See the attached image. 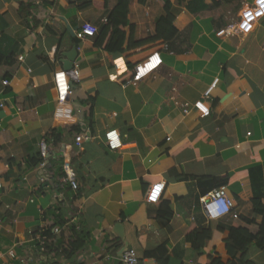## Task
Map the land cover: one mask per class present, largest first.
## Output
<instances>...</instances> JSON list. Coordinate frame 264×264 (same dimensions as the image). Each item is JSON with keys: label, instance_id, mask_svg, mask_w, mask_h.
Wrapping results in <instances>:
<instances>
[{"label": "crops", "instance_id": "1", "mask_svg": "<svg viewBox=\"0 0 264 264\" xmlns=\"http://www.w3.org/2000/svg\"><path fill=\"white\" fill-rule=\"evenodd\" d=\"M171 2L178 36L154 45L158 68L124 82L126 55L96 46L95 36H77L84 23L100 27L117 0L107 8L92 0H0V48L15 53L0 65V264H124V241L113 232L119 222L142 264H157L146 252L165 242L168 264H209L213 255L227 262L233 226L258 232L263 216L252 197L258 192L264 203V0L226 4L219 18ZM164 6L130 0L126 44L153 34ZM74 51L76 84L65 68ZM201 99L208 116L193 106ZM54 129L59 147L46 138ZM111 129L121 135L118 149L106 143ZM81 133L90 138L77 145ZM42 139L51 156L29 167ZM66 159L76 190L61 181ZM220 186L237 218L207 217L202 199ZM162 200L173 210L169 221L160 216ZM193 227L211 230L201 251L186 239ZM49 231L50 240L39 243ZM78 237L86 246L69 251ZM231 242L239 248L234 264H264L256 241Z\"/></svg>", "mask_w": 264, "mask_h": 264}, {"label": "trees", "instance_id": "2", "mask_svg": "<svg viewBox=\"0 0 264 264\" xmlns=\"http://www.w3.org/2000/svg\"><path fill=\"white\" fill-rule=\"evenodd\" d=\"M98 7L107 8L109 0H92ZM144 1V0H142ZM237 0H212L211 4L206 3L204 0H178L180 5L186 6L191 12L199 15H208L215 18H219L224 15V5L233 3ZM129 2L130 0H117L115 7L109 12L107 19L98 27V33L95 35L96 46L110 52V53H122L126 55L130 60L128 61V68L126 75L121 78V81L128 82L135 76L136 66L147 59L154 52H159V49L154 48L156 44L161 46L175 39L179 30L175 26L176 14L173 11V3L171 0H165V13L161 15L155 26L153 34L145 39L136 40L133 36L130 37L129 42L126 44L127 32L126 27L130 26L129 22ZM239 4H237L238 6ZM237 8V7H236ZM226 24H223L218 29H221ZM153 46L152 52L148 55L145 54L147 46ZM156 49V50H155ZM15 60L14 51L10 50L9 53L3 51L0 48V65L4 62L12 63ZM92 112V110H91ZM92 113H89L91 116ZM79 125H77L78 127ZM60 132L56 129L52 130L50 134H47V139L54 140L53 144H57L59 147L60 143ZM44 157L41 152L29 160V167H34L37 164L43 162ZM256 187V185H255ZM254 211L263 216L261 223L259 224V230L256 234L251 233L248 229L233 226L231 237L225 240L226 253L229 256L227 262L223 261L218 255H213L209 259V264H234L232 257L237 253L239 248L231 242V238L236 236H246L247 242L251 243L256 241V245L259 249L264 251V203L261 201V194L255 192L252 197ZM160 216L169 221L173 217V210L171 209L170 202L162 200L160 206ZM167 229L171 231V227L167 225ZM211 230L209 228L199 230L198 228L190 229L186 234V239L192 243L195 250L201 251L211 239ZM38 239V242L45 243L50 240L51 233L46 232ZM86 246V238H76L71 242L69 251H76L83 249ZM243 248V246H241ZM168 247L166 242L160 244L155 249L147 251L146 255L156 258L157 264H168ZM242 264H257L255 261L242 259Z\"/></svg>", "mask_w": 264, "mask_h": 264}, {"label": "built area", "instance_id": "3", "mask_svg": "<svg viewBox=\"0 0 264 264\" xmlns=\"http://www.w3.org/2000/svg\"><path fill=\"white\" fill-rule=\"evenodd\" d=\"M227 26V25H226ZM98 32V28L94 26L92 23H84L78 31L77 36L79 38H83L86 36L94 37ZM162 63V57L160 52H154L150 56L147 57L144 61L139 63L136 66V72L133 79L139 80L155 70L159 67ZM68 75L72 80V83H80L81 81V71L80 66L78 63H75L73 67L68 70ZM10 81L5 80L4 84L8 85ZM217 81H215L206 91L205 97H208L211 94L214 86L216 85ZM184 110L186 113L190 111L188 104L182 103ZM194 108L202 115L208 116L210 114V107L208 106L207 102L204 100H198L194 103ZM90 135L88 133H81L76 137L77 145H81L84 139H89ZM105 139L107 145L111 149H118L122 146V138L117 129H111L106 132ZM41 146V154L43 157L49 152L48 148V141L46 139H42L40 142ZM63 171L64 174L62 176L61 181L64 184H69L73 189L79 188V181L77 178V173L72 166V163L69 159H66L63 162ZM203 208L204 211L209 219H218L226 215H232L234 218H237L239 214L234 211L235 203L233 198L229 195L228 190L225 186H220L215 188L214 190L210 191L208 195H206L203 199ZM55 232H59L60 228L56 227L54 229ZM45 249L44 246H42ZM123 263L124 264H142V261L138 255V252L134 248H128L123 254ZM95 264V263H90Z\"/></svg>", "mask_w": 264, "mask_h": 264}, {"label": "water", "instance_id": "4", "mask_svg": "<svg viewBox=\"0 0 264 264\" xmlns=\"http://www.w3.org/2000/svg\"><path fill=\"white\" fill-rule=\"evenodd\" d=\"M75 57H76V51L70 53L68 55V59L65 60V68L67 70H70L72 67H73V64H74V60H75ZM74 86V85H73ZM78 110L81 112L80 108L78 105H76ZM51 156V153L50 151L48 152V154L46 155V160H45V165L47 164L48 162V158ZM117 236H119L120 238L123 239L124 241V246L122 247L121 249V253L124 254V252L128 249L129 247V242L126 240L125 238V227H124V224L122 223H117L116 226H115V229L113 231Z\"/></svg>", "mask_w": 264, "mask_h": 264}]
</instances>
